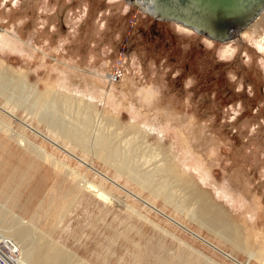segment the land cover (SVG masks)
I'll return each mask as SVG.
<instances>
[{
    "label": "rangeland",
    "instance_id": "rangeland-1",
    "mask_svg": "<svg viewBox=\"0 0 264 264\" xmlns=\"http://www.w3.org/2000/svg\"><path fill=\"white\" fill-rule=\"evenodd\" d=\"M143 16L121 0H0V264H264V52L238 36L223 56L227 42L174 22L148 28L162 48L137 35L120 52ZM232 58L220 122L236 147L197 116L191 77L180 94L169 82Z\"/></svg>",
    "mask_w": 264,
    "mask_h": 264
},
{
    "label": "trees",
    "instance_id": "trees-1",
    "mask_svg": "<svg viewBox=\"0 0 264 264\" xmlns=\"http://www.w3.org/2000/svg\"><path fill=\"white\" fill-rule=\"evenodd\" d=\"M100 5H103V1H100ZM142 18L143 21L139 23L132 19V24H127L125 32L121 33L117 37V39H114L117 40L115 42L122 43V46L118 49L120 52H123L125 54L127 52H133L131 42H133V40L137 38V35H140V38L142 40L141 45H143L147 49H149L150 47H152L150 48V50H154L156 48L159 49L165 45L163 43V40H165V35L162 36L161 31L159 29L156 31V29L154 28L152 29L154 33L150 37V32L152 31H148V28L152 26L156 27L158 26V24L170 25V22L156 21L149 16H143ZM200 37L201 35H198V38ZM154 38H157L159 42L154 44L152 42ZM163 50L166 52L168 51L166 47H164ZM232 61L233 58L230 61H217L214 59V61H211L208 67L206 66L203 76L202 72L200 71L190 73V75H185V67H179V69H174L176 70V75L169 78V82L170 86L173 89L178 88L176 93L179 91L180 94L181 92L179 89L182 88V83L186 79L185 76L191 77L192 83L188 88V92H190V101L197 113V116L199 117V119L213 116L211 124L212 127L214 129H217L218 133L223 137H229L232 140L234 146L236 147V145L239 144V141L236 138L237 131L231 132L234 126L232 124H228L229 122H220L223 106L225 104L230 103L231 101L233 103L235 100L232 99L234 95L236 96V93H234L233 91V87L229 84V81L225 77L226 71H230L231 69H224V67L230 64ZM243 84L247 83L243 81ZM256 91L258 94H261L262 92L261 88H257ZM170 93L173 94L172 92ZM243 112L244 109H242L241 113ZM241 113H239V115Z\"/></svg>",
    "mask_w": 264,
    "mask_h": 264
},
{
    "label": "water",
    "instance_id": "water-1",
    "mask_svg": "<svg viewBox=\"0 0 264 264\" xmlns=\"http://www.w3.org/2000/svg\"><path fill=\"white\" fill-rule=\"evenodd\" d=\"M121 1L137 6L141 13L154 20L180 24L217 43L228 42L238 37V33L246 28L264 7V0ZM108 180L115 183L109 178ZM208 245L210 244L208 243ZM217 251L227 257L222 251L218 249ZM228 258L230 257L228 256ZM233 261L237 262L234 259Z\"/></svg>",
    "mask_w": 264,
    "mask_h": 264
},
{
    "label": "bare ground",
    "instance_id": "bare-ground-1",
    "mask_svg": "<svg viewBox=\"0 0 264 264\" xmlns=\"http://www.w3.org/2000/svg\"><path fill=\"white\" fill-rule=\"evenodd\" d=\"M264 18V7L260 10V12L258 13V15L252 20V22L246 27L244 28L241 32L238 33V36H242V37H246L248 39H251L253 41H255L260 49L261 52H264V29H262L261 27L258 26V21L261 19V18ZM177 24V23H176ZM178 27L180 29H183V31H191L190 29H188L187 27H184L182 25H178ZM253 33L256 35L253 36ZM207 41L209 43H211V40H208ZM214 42V41H213ZM231 41H228L227 43H223V47H224V51H223V56L228 54L229 52H231V48H232V44H230ZM231 54V53H230ZM99 74V73H98ZM101 74V73H100ZM102 80V79H101ZM105 80V79H103ZM112 80V79H111ZM111 82V81H110ZM128 89V88H127ZM198 126V124H197ZM199 128V126H198ZM195 130V129H194ZM198 130V129H197ZM199 131V130H198ZM197 131V135L200 136L202 134V130H200L199 132ZM194 234V233H193ZM197 235V234H195ZM198 236V235H197ZM199 238H201L200 236H198ZM203 239V238H201ZM204 240V239H203ZM205 241V240H204ZM206 243H209L207 241H205ZM210 244V243H209ZM212 245V244H210ZM212 247L214 249H217L215 248L213 245ZM224 253V252H223ZM227 255V254H225Z\"/></svg>",
    "mask_w": 264,
    "mask_h": 264
},
{
    "label": "crops",
    "instance_id": "crops-1",
    "mask_svg": "<svg viewBox=\"0 0 264 264\" xmlns=\"http://www.w3.org/2000/svg\"><path fill=\"white\" fill-rule=\"evenodd\" d=\"M7 190V185L0 189V199L4 196L5 192ZM13 201V197H11V202ZM13 203V202H12ZM11 203V205H12ZM13 206V205H12Z\"/></svg>",
    "mask_w": 264,
    "mask_h": 264
}]
</instances>
